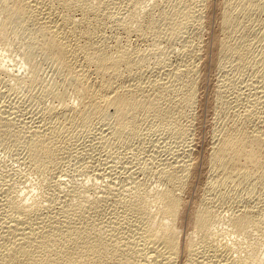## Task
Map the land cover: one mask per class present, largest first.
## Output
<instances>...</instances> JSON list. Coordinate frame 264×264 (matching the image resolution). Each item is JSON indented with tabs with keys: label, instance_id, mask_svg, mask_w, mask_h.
Masks as SVG:
<instances>
[{
	"label": "bare ground",
	"instance_id": "1",
	"mask_svg": "<svg viewBox=\"0 0 264 264\" xmlns=\"http://www.w3.org/2000/svg\"><path fill=\"white\" fill-rule=\"evenodd\" d=\"M123 1L125 4V0H123ZM146 1L147 0H128V1H126L127 5L125 4L126 9L121 6V8H124L125 11L124 12L121 11L122 15H119L117 20L119 21L118 22L119 26L122 27V30L128 36L132 35V34H134L135 36L138 35L139 37L144 36L145 32L152 30L151 28H155V25H156L155 24L156 20L154 17L155 12L154 11L151 12L150 8L152 7L151 9L154 10L155 8L153 9V7L158 6L159 0H154L153 3H151V1L150 2L148 1L149 2L148 4H146L147 3ZM199 1H200V3L197 1L198 3L195 6L196 14H190L191 18L194 17L197 20V24H198V20L199 19L201 20L200 15L202 13L201 11L203 10V8H206L207 10H209L208 9L209 3L207 2V0H199ZM106 2L104 0H0V8H1V12H0V41L4 40L6 38L8 30H12V29L15 30L17 28H25L26 24L28 25V27L30 29V38L28 41L33 46V48L26 49L20 53L19 61H21V65L19 68H22L25 66L27 67V65L31 66V61L33 59L34 50L35 49H37L38 51L40 50L44 56L51 58L55 62V65H56L58 71L56 69H54V70H56L57 72H60L61 75L64 74L65 75L64 78L67 77V80L71 86L70 91H72V93L74 94V99H75V101H74V99L72 98L74 102L73 101H70V102L66 101L65 102L64 98H61L60 101H62L61 102L62 106H60L61 107L60 110L57 108L60 112H57L58 110L55 111V112H57V116H56L57 118L61 117L64 119V123L62 121L60 123V127L59 126L55 127L58 124H55V126H51L50 124H48L50 122H48L47 124L36 122L35 125H33L31 123L32 125L30 126V123L29 122L27 123V120L25 119L26 123L29 124L28 126H30L29 130H31V132H29V135L28 134H27V136L23 135L24 140H26V142H25L27 144L26 148H28L27 149V151H28L27 157H28V162L30 163L31 167L33 166L36 169H40V168H44L45 166L50 165L52 163L58 164L57 160H60L62 158V156H60L58 154V149H57L58 146H56L58 144H56V143H58V141H59L58 138L60 137V135L62 136V134H65V133H63V131L67 127L68 128L66 129V131L68 129L74 128V126L77 123H79L78 124L79 126L81 123H82L81 126H83V124H85V125H87V128H88V126H90L92 124L91 119H93L95 117H96V119L101 117V119L104 118L105 120H106V118L109 117V119H111V121H109V119H108V120H106V122L107 121H109L110 123L112 122V124H108V125H110L109 128L112 130L111 134L113 133V135H115V136L121 135V134L123 135L124 133H125V135H127L126 134L127 131L133 132V130L136 127V119H137L138 115H145V116L151 117L153 119L158 120V122H161V121L166 122V123L170 122L176 128L179 127L181 129V127H182L177 122H175V120H174V122H173V120H171L174 116H172L173 112L169 108H172V107H167V106H166V108L162 107V105H160L158 99L155 98L153 94H152L153 96H151L147 93L145 94L146 91L143 92L141 90L143 87L140 88L142 85V82H140V80H139L140 85H138L139 82H137V81H136L137 83H135L134 78L136 76L134 77V75H135L134 68H135V66H138L137 64H139L140 61L142 62V60H141L142 56L139 54L138 50H134L135 48L132 50L133 47L131 48L128 45L120 46L118 44L119 46L115 47L114 45L116 43H114V42H112V43H114V45L112 44L114 46L113 47L114 49H111V46L109 48L107 46L109 44H107L105 41H103V40H105V38H103V37L98 38L97 37V35H96L97 33L95 32L96 31L95 26L93 25V20L95 17L100 16V14H99L100 8L103 6H106L107 5ZM112 4H114V3H112ZM145 5L150 6V8L147 7L149 9L146 11H145V7H146ZM72 7H74V10H76L77 8H80V13L79 12L77 13V15L79 14L78 15L79 18H77L78 16L75 15L77 19H74L75 16L73 17L74 14L72 15V11H71V13L70 12L67 13V11ZM216 9H218L217 10L218 11L217 17L219 19L218 21L221 23L220 29L222 31V37H219L216 35L220 39L215 38V43H214V50H215L214 57H217V59H216L217 63L219 60H221V61L224 60L222 58H220L218 60L219 56L222 55L221 53H225V52L228 53L227 51H230V52L234 51L235 52V50H237V46H236L237 44L232 45V43H231V45H230V43H229L230 41L229 42H226V41L228 40V38L232 37V34L234 35V33H236L239 30V28L241 27V25L239 26L240 22H239V18H238V15L240 13H246V15L244 17H247V15H248L247 13L251 12V14H253V12H255V11H258L257 13H259V14H263V17L261 19H259V21H258L259 22L258 24L261 25L260 26L261 27V34L260 35L258 34L257 38L261 37L260 39L264 41V0H223L222 3L220 4V6L218 5ZM160 10H161V12H163L162 8H160L159 11ZM58 11H60V13H58ZM76 12H75V14H76ZM152 13H153V15H152ZM101 15H102V13H101ZM209 15H208V17H209ZM241 16H243V15L241 14ZM239 17H240V15H239ZM248 17H250V16H248ZM31 18L35 19V20L33 19V22L37 23L36 25H33L32 24L33 22H30ZM251 19H253V18H251ZM249 20H250V18H249ZM202 22H203V20H202ZM249 23H250V21H249ZM245 26H247V25H245ZM247 27L249 28V26H247ZM254 29H256V28H254ZM257 30H254V31H257ZM257 33H258V31H257ZM12 34H13V32H12ZM260 39H259V41H260ZM259 41H258V43H259ZM104 42L107 45H105ZM242 42H239L238 44L241 45ZM236 43H237V41H236ZM246 44L248 45V42H246ZM188 45H189V43H188ZM258 45L255 44V46H258ZM262 46H263V48H262L263 50L260 51L259 53H261L260 58L264 62V44ZM262 46H260V47H262ZM187 47H190V46H187ZM240 47H242V46H240ZM193 48H194V45H193ZM244 48H245V46H244ZM246 49L247 48L242 50V48H240V50H242V51H244ZM190 50H189V53L191 52ZM197 50H198V47H197ZM248 50L249 49H247L246 51H248ZM255 51H256V49H255ZM234 52H233V54H234ZM134 53H136V56H134L135 55ZM199 53H194L193 54V60L190 61L192 59L191 58L192 53H191V55H190L191 59L190 60H188L189 58L187 59L190 62H188V63L182 62L181 64H179L182 66L184 64L185 65L182 69L179 70L178 73L176 72L178 70L175 71L174 70L175 68L173 69L174 72H176L175 75L172 72L174 77L176 78L174 83H176V81H180L179 83L177 82L179 85L180 83H182L184 81H188V82L190 80L193 81V75H194V73H196L195 71L198 68L196 65V62H197L196 60H199V57H200ZM235 53H237V52H235ZM242 53L245 55L244 52H241L242 56H243ZM217 54H218V56H217ZM233 54H231V55H233ZM248 54L246 56H248ZM188 56H189V54H188ZM238 56H240V55L238 54ZM231 57H233V56H231ZM253 57H255V56L253 55ZM5 59H6V57L2 56V54L0 52V75L5 74L6 76H10L11 80H13V82H15V83L18 82L21 84H29L30 81L31 82H33V80L36 81L35 76H32V77L29 76L28 77L26 75L21 76V74H18V73L15 74L14 72H16V71L19 72L18 69L15 71H13V69H12V72L14 74L11 73L10 70H8L9 66L6 67L7 65H5V63H6ZM237 59H239V58H237ZM257 59H256V61H257ZM10 60H12V59H10ZM239 60L241 62H243V59H239ZM252 60H254V59H252ZM241 62H240V64H241ZM263 62H262V64H263ZM256 63H259V62H256ZM177 64H178V62H177ZM238 64H239V62H238ZM15 65H16V63H15ZM241 65H243V63ZM244 65H245V63H244ZM235 66H238V65H235ZM11 67H13V66H11ZM237 68H239V67H237ZM250 68H251V66H250ZM138 71H139V69H138ZM143 71H141V72H143ZM167 71H170V70H167ZM253 71H255V70H253ZM171 74H169V75H171ZM138 75H139V73H138ZM163 76H161V77H163ZM64 78H62V79H64ZM136 78H141V77H136ZM132 79H133V81H132ZM135 80H137V79H135ZM7 81H9V80H7ZM148 81H150V79ZM152 81L156 82L157 80H152ZM173 81L174 80H172L171 82H173ZM5 83L7 85V83L8 84L10 83V81L5 82ZM3 84L4 83L2 82V85ZM11 84H9V85L14 87V84L13 83H11ZM21 84H19V85H21ZM149 84H150V82H149ZM151 84H154V83L152 82ZM170 84H172V83H170ZM10 86H8L7 89H9ZM175 86H177V85H175ZM150 87H152V86H150V85H149V87L147 86V88H149V89H150ZM155 87H153L152 91L154 90ZM159 87H161V83H159ZM166 87H169V86H166ZM254 87H256V86H254ZM147 88H145V89H147ZM162 88H156V90H159V89L162 90ZM217 88H215V89H217ZM10 89H11V87H10ZM145 89H143V90H145ZM169 89H170V87H169ZM194 89L195 88H189L188 83L184 82V83H182V85L180 87V91L177 90L178 94H179V96L177 95V97H179V98L176 100L174 98V100L180 104V105L179 104L178 105L181 106L182 109L188 110L190 107L193 106V104H195L194 102L196 100L195 99L196 96H195ZM5 90H6V88H5ZM2 91L3 90L0 91V96H2L4 93ZM218 91H219V88H218ZM250 91L252 92V90H250ZM7 92H8V90H7ZM150 92H151V90H150ZM219 92H217V94H219ZM256 92H257V90H256ZM215 93H214V95H215ZM252 93L255 94V92H252ZM12 94L15 95V93H12ZM222 94H223V92H222ZM256 94H258V93H256ZM4 95H9V94L4 93ZM13 95H11V96L13 97ZM14 101H18V100L15 99ZM14 103H12V104H14ZM6 104H7V102H6ZM18 104H16V105L14 104L13 106L16 107ZM173 104H174V102H173ZM236 104L238 105V103H236ZM175 105H177V103ZM1 106H4V104ZM13 106H12V109H13ZM171 106H174V105H171ZM238 107H239V105H238ZM244 107L245 106H243V108ZM247 107H249V106H247ZM4 108H6V107L4 106ZM19 108H20V106H19ZM23 108L25 109V107H23ZM47 109H48V111H49V109L52 110L51 107H49ZM8 110L9 111L7 112L4 109H0V142L4 141L5 138L7 139L9 134H13L12 130L10 129V126L12 124L16 125V122H17V120H15L16 122H14V119H17V118H14V114H16L17 111L14 113V111H10V109H8ZM53 110H55V109H53ZM238 110H240V109H238ZM248 110H249V112H245L243 110L245 113L241 112V115L248 113V117H249L250 107ZM253 110H254V108H253ZM255 110L257 112V110H259V109H255ZM48 111L46 113H49ZM256 112H253V113L255 114ZM52 113H49V115H47V117H50L51 115L52 116L55 115V114L53 115ZM183 114H184V112H183ZM251 114H250V116H251ZM42 115H43V113L41 114V116ZM173 115H174V113H173ZM177 115L179 116V114H177ZM24 116H25V114H24ZM105 116H107V117L105 118ZM239 116H240V114H239ZM179 117H181V116H179ZM251 117L254 119V117H256V116L253 115ZM28 118L30 119V117H28ZM178 118H177V121L180 119V118L179 119ZM29 119H28V121H31ZM242 119H243V117H242ZM258 119H260V118H258ZM258 119H256V120L258 121ZM47 120H49V119H47ZM58 120H59V118H58ZM58 120H56V121H58ZM90 120H91V122H89ZM98 120L100 121V119H98ZM98 120H96V121H98ZM105 120H103V121H105ZM249 120H250V124H251V122H253V121H251V119H249ZM249 120H248V122H249ZM43 121H46V120L44 119ZM52 121H53V119H52ZM240 121L243 122L244 120L243 121L240 120ZM87 122H89V124L90 123L91 124L88 125ZM54 123H55V121H54ZM234 123L236 125V122H233V124ZM261 123H262V121H261ZM103 124H105V123L103 122ZM233 124H231V125H233ZM239 124H240V122H239ZM262 124H264V122ZM108 125H105V126L108 127ZM227 125H228V123H227ZM229 125H228V127H229ZM23 126H25V125L23 124ZM28 126H26L25 129H27ZM99 126H101V124ZM233 126H231L230 128L224 127L225 129L221 133L219 130H221L222 128L221 127H220L221 129L218 128L219 129L218 132L220 135L218 134L219 136H218V138H216L215 145L214 146L212 145V149H211V151H209V154H208L206 160L204 159L205 165L208 166L209 170H211L212 173L214 172L215 178L213 179L214 181L211 179L213 181V182H211V187L214 188V190L216 191V190H218V188L220 190L221 189L220 187L223 188V186L224 187L226 185L228 186L230 183H233V185L236 183L237 186L239 184L243 185V183H245L244 186L246 184L250 185L251 193L249 196H251V194L255 195L254 193H252V189L254 190V188H252L254 183H255L254 181H256V183L261 181L262 175L264 174L263 173V171H264V138H262L264 136H262V137L260 136V134H262L261 131H260L261 133L259 135L258 134L256 135V133L254 134V132L249 133L251 131L250 130L248 132L247 129L249 127L246 126L248 128L245 129L242 126V123H241V126H234V127ZM16 127L21 128L22 125L21 126L17 125ZM170 127H172V126H170ZM251 128L258 130L257 127L255 128V127L251 126ZM75 129H76V126H75ZM85 129H86V127H85ZM168 129H166V130H168ZM171 129H173V128H171ZM18 130H20V129L18 128ZM77 130H79V127ZM101 130H103V129H101ZM173 130L176 131L175 128ZM173 130H172V133H173ZM183 130H184V127H183ZM259 130H263V129H259ZM259 130H258V132H259ZM13 131H15V130H13ZM84 131H86V130H84ZM84 131H81V132H84ZM25 132H27V131H25ZM108 132H110V131H108ZM169 132H171V131H169ZM86 133H88V132L86 131ZM102 133H104V131ZM16 134H18V133L16 132ZM79 134H78V136H80ZM184 134L185 133L183 132V135ZM15 135H12V136H15ZM128 135H130V134L128 133ZM66 136H68V135H66ZM66 136H65V138H66ZM69 136L71 137L74 135L70 134ZM75 136H77V133ZM19 137H21L20 134H19ZM70 137H68V138H70ZM100 137H104V135L103 136L100 135ZM100 137L98 139H101ZM105 137H106V139H110L112 136H110V138H109L106 135ZM11 139H12V137H11ZM102 140H104V139H102ZM62 141L65 142L64 140H62ZM67 141H69V140H67ZM16 142H18V141H16ZM22 142L24 143V141H21V143ZM22 144H21V146H22ZM7 145L10 146V143ZM16 145H18V144H16ZM23 146H24V144H23ZM92 146H94V145H92ZM18 147H17V150H18ZM59 149H61V148H59ZM20 150H21V148H20ZM178 150H179V148H178ZM13 151H14V149H13ZM27 151H25V153ZM170 151H172V150H170ZM175 151H177V150H175ZM181 151H180V153H181ZM183 152H185L184 154L187 153L186 151H183ZM171 153H173V152H171ZM176 153H178V152H176ZM188 153H187V155L190 154V153L189 154ZM184 154H181L183 156V158H181V157L177 158V160H175L173 162L174 164L173 163L169 164L168 170L164 171V173H163L164 175H162L160 172V174H161L160 176H165V178H166L165 181L168 183V185H167L168 187L166 186V188L161 189V190H157L155 192L153 190H151L153 192H151L150 190L149 191L143 190V192L138 191L135 194L136 196H134V195L132 196L133 200L131 202H129L128 207H126L129 210H132L134 212V214L137 215V216L136 215L135 216L138 218V221L137 220L136 221L139 222V225H138L139 227H137V225H136V228H138L139 238L143 241V243L137 239V242L139 241L140 243H142V244L138 243V244H140L141 248H139L140 246L137 245V246H139V247H137V249L134 248L135 244H133V243L130 244V241H131V239L133 240V237L130 239L131 236L128 235L127 237L130 239V241L125 242L122 239V237H120L118 235L120 231H124L125 227H127L129 224H131V223H129V224L125 223L126 220L124 221L122 218L123 217L122 216V214H123L122 210L123 209L125 210V206L123 209L121 208L123 205L120 206L122 214H119L121 216V218L120 217L119 218L122 219L123 221H119L118 219L116 222H114L115 220L114 221H108L112 218L109 216L110 218L107 219L108 223L106 224L105 223L106 220L104 221L105 216H103L102 217V218H104V219H102L104 221V222H102L103 224H99V225L93 224L91 221H93L95 219H91V221L89 222L90 218H89V220L88 219L85 220L84 216L86 214H83L84 210L86 209L85 206L87 205V203L92 204L93 198L91 197L92 198V200H91L90 196L86 197L87 193L84 197L83 194L81 195L79 192L78 196L79 197H80V195H81V197L83 196V200L82 199L77 200L78 202L73 203V204L71 203L73 201V199H72V201L70 200L71 201L70 207L66 204L69 208L66 209L67 206L65 205V203L63 204V202L66 200L64 198H63L64 201L62 203L60 201L59 202L61 203V205L63 204L64 207L66 206L65 209L58 206V204H60V203L57 204V208L60 207V209L61 208L63 209V210L62 209L61 210L63 211L62 216L64 218H61V217L57 218V216H55V214L56 213L58 214V212H56L55 214H53V216L56 218H54L53 216L51 217V218H54V220L52 219V221H49V223H47V221H46L47 224L46 223L43 224V222H41L42 221L41 219H39V220L37 219L38 221L41 220L40 222H38L37 220H34L36 218L35 217L36 214L34 215V217H35L34 219H32L33 216H31V215L34 212H36V210H39V209L42 210L41 206L44 205V207H47V206H45V204H43L45 201L43 202V200H42V204H41L40 200H39L40 202L38 200H29L28 198L23 197V196H16V194L14 197V196H12L13 195L12 193H11L12 195L10 194L11 195L10 198L6 199L5 196L9 195V193L4 196L1 193V192H3V190H1L0 193L4 196L3 199L7 200L6 206L10 212H7L8 210H4V211H6L7 216L5 214L4 215L7 217V219L3 218V220H2L1 219L2 217L0 218V220H2L0 222V264H175L177 258L180 256L181 252H183L182 255H184V257H185V262H182L184 264H204V263L205 264H210V263H214V264H264V253H262V254L259 253V250H260L258 247L259 243L257 244L255 242H251L248 240H247V242H245L246 240L244 241V238L246 237L245 235L248 234L250 236L249 232L252 230H253V232L254 231L256 232V230H257V232H259V235L264 237V219H263L264 217L263 218H260V217L256 218L257 216L254 217L255 215L253 214V211L251 209H250L251 211H248V208H249L248 206H246V207H248L247 210L245 208V210H243V211H240V212L237 211V213H235V214L232 213L233 215L231 214L230 217H228L227 219L224 218L225 222H223V218H221V216L215 215V213L213 212L214 209L212 210L210 208L211 206H209V204H206L207 200H209L210 198L207 199V197L206 198L200 197L198 195V196H196V197H198L197 201L195 199L194 204L187 211V214L184 213L185 201L179 196V194H178L179 192L177 190L183 188L184 185L186 184V179L188 178V173H189V171L193 165L190 163L191 158L190 159L187 158V156ZM58 155L60 156V159L58 158L59 157ZM127 157L128 156H126L125 158H127ZM177 157H179V156H177ZM25 158H24V160H26ZM172 158H173V156H172ZM166 160H168V159H166ZM162 161H165V160L162 159ZM169 161H170L169 163H171V159ZM105 164H106V162H105ZM110 164H111V162H110ZM164 164L165 163L163 162V165ZM107 165H108V163L106 164V166ZM117 167H118V165H117ZM121 169H123V168H121ZM161 169H162V167H161ZM138 170H139V168H138ZM45 171L46 170L44 169L43 172H45ZM48 171H49V169H48ZM161 171L163 172V170H161ZM39 172H40V170H39ZM100 173H102V172L100 171ZM211 178H213V176ZM162 179H163V177H162ZM132 180H133V178H132ZM57 186H58V184L56 185V187ZM101 186H100V188H101ZM103 186H105V185H103ZM111 186H113V185H111ZM59 187H60V185H59ZM138 187H140V186H138ZM211 187H210V189H211ZM239 187H241V186L239 185ZM61 188L62 187H60L61 191L63 189H67V187L66 188L64 187L63 189H61ZM71 190H73V189H71ZM207 190H208V188H207ZM141 191H142V188H141ZM211 191H212V189H211ZM64 192L66 195L70 194L69 196L71 197V193H66V190ZM202 192H204V191H202ZM221 192L223 193V191H221ZM224 192H225V189H224ZM76 193H77V191H76ZM60 194H62V193H60ZM123 194H125V193H123ZM218 194H219V192H218ZM246 194H245V197H246ZM68 195H67V197H68ZM206 195L208 196V194H206ZM215 195L217 198L218 195L216 194V192H215ZM52 196L54 197V195H52ZM56 196L59 198L58 194H56ZM62 196L66 197L64 194H62ZM72 196H73V194H72ZM92 196H94V195L92 194ZM97 196H99V193ZM107 196L105 195V198ZM201 196H202V194H201ZM70 197H68V198H70ZM74 197L75 196H73V198ZM76 197H77V195H76ZM133 197H135V198H133ZM220 197H218V198H220ZM222 197H224V196H222ZM7 198H8V196H7ZM45 198H43V199H45ZM103 198H104V195L102 193V200H103ZM107 198L110 199L109 197H107ZM129 198L130 197H128V199ZM241 198H240V200H241ZM51 199L52 198L50 197V200ZM56 199L57 198H55V200ZM59 199H61V198H59ZM205 200H206V202H205ZM217 200H219V199H217ZM221 200L222 199H220V201ZM48 201H49V198H48ZM66 201H68V200H66ZM94 201H96V200H94ZM119 201H120V203L122 202L120 199H119ZM125 201H123V202H125ZM128 201H130V200H128ZM247 201H248V199H247ZM255 201H254V203H258L257 202L258 200H255ZM52 202H54V200ZM52 202H49V203H52ZM100 202H101V200H100ZM102 202H104V204H105V200ZM238 202H239V200H238ZM252 202H253V200H252ZM0 203H2V202H0ZM54 203H57V202H54ZM97 203H98V201H97ZM117 203H118V201H117ZM53 204H51V205H53ZM93 204H94V202H93ZM104 204L102 203V206ZM107 204H105V205L107 206ZM109 204H111V202ZM250 204H251V202H250ZM2 205H3V203H2ZM54 205H53V207H54ZM114 205H116V204H114ZM89 206L90 205H88L87 209L90 208ZM95 206H93L94 209H95ZM98 206L100 207V205H98ZM244 206L245 205H243V207ZM255 206H256V204H255ZM255 206H254V210L256 209ZM4 207H5V204H4ZM44 207H43V210H44ZM49 207H50V205H49ZM97 207H96V209H97V211H99ZM111 207H110V209H111ZM243 207H242V209H243ZM252 207H253V205H252ZM261 207H263V206H261ZM212 208H214V207H212ZM50 209H51V207H50ZM112 209H114V208L112 207ZM186 209H188V207H186ZM49 210L47 209V211H49ZM259 210L261 211V209H259ZM90 211H88L89 215H90ZM101 211H103V210H100V212ZM114 211H115V209H114ZM2 212H0L1 215H3ZM49 212L54 213V211H49ZM117 212H118V209H117ZM125 212H126V210H125ZM111 213L113 214V212H111ZM118 213H120V212H118ZM81 214L84 215L83 216L84 219H83V217H80ZM95 214H96V212H95ZM185 214H186V222H187V225L189 227V230H187V232L188 231L189 232L187 233V235L185 234L186 231L184 232V236H186V237L182 240L183 241L182 242L181 241V235H180V232L182 231V229L180 230V225H181L180 222L182 221V219H184ZM38 215H40V213ZM45 215L46 214H44V216ZM48 215H49V219H50V215H52V214L49 213ZM60 215L58 214V216H60ZM89 215H87V216H89ZM92 215H94V214H92ZM108 215H110V213H108ZM125 215L127 217V214H125ZM75 216H77V217H75ZM101 216L99 215L98 217L100 218ZM106 216H107V213H106ZM117 216H116V218H117ZM41 217L42 216L40 215L39 218H41ZM79 217L82 219L79 220ZM45 218L47 220L46 216H45ZM94 218L97 219V217H94ZM133 218H135V217H133ZM130 219H132V218H130ZM93 222L96 223V220ZM97 222H99V221H97ZM220 223H223V224L225 223L226 226L230 228L229 230H231V232L235 235V237L237 236L238 238L237 237L236 238L240 241L243 240L246 245H242V241H241V244H239L240 241L235 240L236 238H234V241L232 240L233 239L232 237H230V238H232V239H230L232 241L227 240V237L229 239V236H227V234H226V236H227L226 239L225 240L223 239V241H222V239H220L222 237L219 238V236H218L219 235L218 232H219V230L221 231V229L217 228ZM125 224H127V226ZM130 228H128V229H130ZM182 228H184V227H182ZM128 229H127V231H128ZM117 231H119V232H117ZM131 232H132V230H131ZM134 232L132 234H134ZM120 233L122 234L123 232H120ZM227 233H228V231H227ZM233 234H231V235H233ZM256 234H258V233H256ZM124 235H126V234H124ZM124 235H123V237H124ZM132 236H134V235H132ZM128 238H126V239H128ZM223 238H225V237H223ZM245 239H247V237ZM253 240H255V239H253ZM133 242H134V240H133ZM263 245H264V243H263ZM261 249H264V248L261 247ZM261 252H262V250H261ZM137 255H139L140 257L138 258ZM136 257L138 258V260L139 259L140 260L137 261Z\"/></svg>",
	"mask_w": 264,
	"mask_h": 264
},
{
	"label": "rangeland",
	"instance_id": "2",
	"mask_svg": "<svg viewBox=\"0 0 264 264\" xmlns=\"http://www.w3.org/2000/svg\"><path fill=\"white\" fill-rule=\"evenodd\" d=\"M104 1L105 2L107 1L106 2L107 5L100 8V11H99L100 16L95 17L93 20V25L95 26V30H96L95 32L97 33L96 34L97 37L98 38H100V37L105 38V40H103V39L102 40L105 41L107 44H109V45H107L104 42L105 45H107L109 48L111 46V49H114L113 48L114 46L118 47L119 45L120 46L128 45L131 48L133 47L132 50L134 48H135L134 50H138L139 54L142 56V59H141L142 62L140 61L141 63L139 62V64H137L139 67L135 66L134 77L136 76V77H141V78L135 77L134 78L135 83L139 82V80H140V82H142V85L140 88L143 87L141 90L143 92L146 91L145 94L147 93L151 96L154 95V97L158 99V101H159L160 105H162V107H164V108H166V106L172 107V108H169L174 113V115L172 113V116H174V117L171 120H173V122L175 120V122H177L180 126H182L181 129L179 127L176 128L170 122H167V123L163 122V121L158 122V120L153 119L151 117H148L145 115H138V117L136 119V127L133 130V132L127 131L126 132L127 135H125V133H124L123 135L121 134V135L115 136V135H113V133L111 134L112 130L109 128L110 125H108V124H112V122L111 123L109 122V121H111V119H109V117L106 118L107 116H105L106 120L109 119V121H107V122L104 118L101 119V117H99V118L97 117L98 119H100V121H99L95 117V118L91 119L92 122H91V120L89 121L92 123V124L90 123L91 125L89 124V122H87L88 125H90V126H88V128H87V125H85V124H83V126H81V124H82L81 123L80 124L81 127H80L78 125L79 123H77L75 125L76 129H75V126H74V128H71L69 126L71 129H68L67 130L68 132L66 131V129L68 127L63 131V133H65V134H62V136L60 135V137L58 138L59 141L57 140L58 143H56V144H58L56 146L61 148V149H59L57 147L58 154L60 156H62V158L60 159V156L58 155L59 156L58 158L61 160V161L57 160L58 164L52 163V164L47 165L44 168H40V169H36L33 166L31 167L30 163L28 162V157H27L28 156V151H27L28 148H26L27 144L25 143L26 140H24L23 135H25V136H27V134L29 135V132H31V130H29L30 126L32 124L35 125L36 122L46 123V124L48 122H50L48 124H50L51 126H55V124H58L55 127H57V126L60 127V123L62 121L64 123L63 118L58 117L59 118V120H58V118L56 117L57 112H60L59 111L61 108L60 106H62V103H61L62 101H60V100H61V98H64L65 102L66 101L67 102L73 101L74 94L72 93V91H70L71 86L67 80V77L64 78L65 77L64 74L61 75L60 72H57L58 70H57V67L55 65V62L51 58L44 56L40 50H39L40 52L37 49L34 50L33 59L31 61V66L27 65V67L25 66V67L19 68L21 65V61H19L20 53L26 49L33 48V46L28 41L30 38V29H29L28 25L26 24L25 28H17L15 30L14 29L8 30L6 38L4 40L0 41V52H1L2 56L6 57V59H5V61H6L5 65H7L6 67L9 66L8 70H10L11 73H13L12 69H13V71L18 69L20 73L18 71H16V72H14L15 74L18 73V74H21V76L26 75L28 77L29 76H31V77L35 76L36 81L33 80V82L30 81L29 84H21L18 82H16V83L13 82V80H11L10 76H6L5 74L0 75V79H1L0 80V86L2 85V82L4 83L0 87V89L3 90L2 92H4L5 94L6 93L9 94V95H4V93H3V95L0 96L1 99L3 98L2 100L0 99V106L4 104V106L6 107V108H4V106H1L0 109H4L7 112L9 111L8 109H10V111H14V113L17 111L16 112L17 115L14 114V118H17V119H14V122H16L15 120H17V122L19 123L18 124L16 122V125L12 124L10 126V129L12 130L13 134H9L10 136L8 135V138L7 139L5 138L4 141H2L3 143L0 142V191L3 190V192H1V193L4 196L9 193V195L5 196L6 199H9L12 194H13L12 196L15 197V194H16V196H23V197L28 198L29 200H38V201L40 200L41 204H42V200H43V202L45 201L43 204H45V206H47V207H44V205H43V206H41L42 210L41 209H39L40 211L36 210V212H34L31 215V216H33L32 219H34L36 217L34 220L41 219L42 221L41 220L40 221L43 222V224H45L46 221H47V223H49V221H52V219L54 220V218H56V217H54L53 214H55L56 212H58L59 215L61 214L60 216H58V214L56 213L55 216H57V218H60V217L64 218L62 216V213H63L62 210L65 209V207L67 205L70 207L71 203L73 204V203L78 202L77 200H80V199L83 200V196L85 197V195L87 193L86 197L87 196H90V198L92 197L94 204H93V202H92L93 205L91 203L90 204L87 203L85 208L87 209L88 205H90L89 207L92 210L90 208H88L89 210L85 209L83 214H86V215L84 216L81 214L80 217L84 216L85 220H87V219L89 220V218H90L89 222L91 221V219H95L96 223L93 222L95 220H93L91 222L93 224H97V225L103 224L102 222H104L105 220L107 221V219L110 217H112V218L108 221H114L115 220L114 222H116L117 219L119 221H123V220L125 221L126 220L125 223H127V224L131 223V224H129L128 226H127V224H125L127 227H125L124 231H120V232H123L122 234L119 231H117V232H119L118 235L120 237H122V239L125 242L130 241V239L133 237L134 242L131 239L132 242L130 241V244H132V243L135 244L134 248L137 249V247H139L140 244L143 243V241L139 238L138 228H136V225H137V227H139L138 226L139 222H137L138 218L136 217L137 215L134 214V212L132 210H129L126 207H128L129 202H131L133 200L132 196L133 195L136 196L135 194L138 191L143 192V190H145V191L153 190L155 192L157 190H161V189L166 188V186L168 185V183L165 181L166 178H165V176H160V175L161 174L164 175L163 173H164V171L168 170L169 164H172L175 160H177V158H180V157L183 158V156L181 154H184L185 152H183V151H186L187 153L189 152L190 154L188 153L189 155H187V153H186L184 155H186L187 158H189V159L191 158L190 163L193 165H192V168L190 169V171L188 173V178L186 179V184L184 185L183 188L177 190L179 192L178 193L179 196L185 201L184 213L187 214V211L194 204L195 199L197 201L198 197H196V196L199 195L200 197H205V198L207 197V199L210 198L209 200L206 199L207 202L205 200L206 204H209V206H211L210 208L212 210L214 209L213 212L215 213V215L221 216V218H223V222H225V219L230 217V215L232 213L235 214V213H237V211H239V212L243 211V210H245V208L247 210L248 207H249L248 211H251V210L253 211V214L255 215L254 217L257 216L256 218H259V217L263 218L264 217V211H263L264 210V208H263L264 207V201H263L264 200V182H263L264 181V177H263L264 171L262 173L263 175H262L261 181L256 183V181L253 180L255 183L252 187V188H254V190L252 189V193H254L255 195L251 194V196H249L251 193L250 185L246 184L244 186L245 183H243V185L239 184L241 187H239V185L237 186L236 183L234 185H233V183H230L228 186L227 185L225 187L223 186V188L220 187L221 188L220 190L218 188V190L215 191L214 188L211 187V182H213L214 181L213 179L215 178L214 172L212 173L211 170H209L208 166L205 165V160L209 154V151H211L212 145L213 146L215 145L216 138H218V136L220 135L218 132V130H219L218 128H220V127L222 128V129L220 128L221 130H219L221 133L225 128H230L233 125L234 126H241V123H242V126L245 129H247L249 127L247 129L248 132L251 130L249 133L254 132V134L256 133V135L257 134L259 135L262 132V134H260V136L261 137L264 136V134H263L264 133V131H263L264 130V127H263L264 124H262L264 122V62L260 58L261 53H259L260 51L263 50L262 45L264 44V41L260 39L261 37L257 38L258 34L259 35L261 34V27H260L261 25L258 24L259 23L258 21H259V19H261L263 17V14H259V13H257L258 11H255V12H253V14H251V12L247 13L248 14L247 17H244L246 15V13H240L239 14L240 17L238 15L239 22H240L239 26L241 25V27L239 28V30L236 33H234V35L232 34V37L228 38V40L226 42L230 41L229 42L230 45H231V43H232V45L237 44L236 45L237 50H235V52H237L240 56H238V54L235 53L234 51H231V52L227 51L228 53H226V52L221 53L222 55H220L218 58V60L220 58H222L224 60L223 61L219 60L217 63V60H216L217 57H214V55H215L214 54L215 53L214 43H215V38L220 39L219 37H222V31L220 29L221 23L218 21L219 19L217 17L218 16V13H217L218 9H216V8L218 5L220 6V4L222 3L223 0H207V2L209 3V8H208L209 10H207L206 8H203V10L201 11L202 13L200 12L201 13V15H200L201 20L200 19L198 20V24H197V20L194 17H192V18L190 17V14H196L195 6L198 2L200 3L199 0H159L158 6L153 7V9L155 8L154 10H152L151 9L152 7L150 8L149 5H147V6L145 5L146 6V7L144 6L145 11L150 8L151 12H153V11L155 12L154 17L156 20V23H155L156 29L151 28L152 30H149L150 32L149 31L145 32L144 36H140V37L138 35L135 36L134 34L128 36L122 30V27L119 26V23H118L119 21L117 20L118 16L122 15L121 11H123V12L125 11L124 8L126 9V5H127L126 1H128V0H125L126 5L124 4L123 0H115V1L114 0H104ZM148 1L149 2L151 1V3L154 2V0H147L146 4L149 3ZM112 3H114V4H112ZM121 6L124 8H121ZM147 7H149V8H147ZM160 8L163 9V12H161V10L159 11ZM73 10H74V7L70 8L67 11V13L68 12L71 13V11H72V15L74 14L73 17L75 15L78 16L79 14L77 15V13L78 12L80 13V8H77L76 10H74L75 12L77 11L76 14ZM0 12H1V8H0ZM58 13H60V11H58ZM101 13H102V15H101ZM209 14L210 15L212 14V15L210 16ZM241 14L243 16H241ZM152 15H153V13H152ZM208 15H209V17H208ZM76 16L74 19L79 18V16L77 18H76ZM248 16H250V17H248ZM249 18H250V20H249ZM251 18H253V19H251ZM33 19L34 18H31L30 22H33ZM202 20H203V22H202ZM249 21L251 24L249 23ZM34 23L35 22H33L32 24L33 25L37 24V23H35V24ZM245 25L249 26V28ZM254 28H256V29H254ZM254 30H257L258 33H257V31H254ZM12 32H13V34H12ZM216 35L219 37H217ZM259 39L261 42L259 41ZM236 41H237V43H236ZM258 41H259V43H258ZM112 42L116 43L117 45L116 44L114 45V43H112ZM239 42H242L241 45L238 44ZM246 42H248L249 46L246 44ZM188 43H189V45H188ZM255 44L256 45L259 44L262 47H260L259 45L255 46ZM186 45L190 46V47H187ZM193 45H194L195 49L193 48ZM240 46H242V47H240ZM244 46H245V48L249 49L248 50L249 52L246 51L247 49L242 51L243 49H245ZM197 47H198V50H197ZM239 47L242 48V50H240ZM255 49H256V51H255ZM189 50L191 51L190 53H189ZM240 51L244 52L245 55L242 53L243 54V56H242ZM193 52L194 53L200 52L199 53V56H200L199 60H196L197 61L196 65L198 68L196 67L197 69L195 71L196 73H194V75H193V81L190 80L189 82L188 81H184V82L188 83L189 88H195L194 91H195V96H196L195 99L196 100L194 102L195 104H193L192 107H190L188 110H184L181 108V106H179L180 104L175 101L176 99L179 98V97H177V95L179 96L177 90L180 91V87H181L182 83H184V82L180 83L179 85H178V83L180 81H176V83H174L176 80L174 75L176 72L178 73L179 70L182 69L185 65L184 64L182 66L179 64H181L182 62L188 63V62L193 60V54H194ZM233 52H234V54H233ZM191 53H192V55H191ZM134 54H135L134 56H136V53H134ZM188 54H189V56H188ZM229 54L230 55L233 54V55H231L233 57H231ZM247 54H248V56H246ZM252 54L255 57H253ZM190 55H191L192 59L190 58ZM217 56H218V54H217ZM237 58L243 59V62H241ZM255 58L256 59L258 58L257 61ZM10 59H12V60H10ZM187 59L188 60L191 59V60L188 61ZM252 59H254V60H252ZM255 61L259 62V63H256ZM177 62H178V64H177ZM238 62H239V64H238ZM240 62H241V64L243 63V65H241ZM262 62H263V64H262ZM15 63H16V65H15ZM244 63H245V65H244ZM235 65H238V66H235ZM11 66H13V67H11ZM250 66H251V68H250ZM237 67H239V68H237ZM54 69H56L57 71ZM138 69H139V71H138ZM173 69L175 71L176 70H178V71L174 72ZM252 69L255 71H253ZM167 70H170L171 72L167 71ZM141 71H143V72H141ZM172 72L174 73V75ZM138 73H139V75H138ZM169 74H171V75H169ZM161 76H163V77H161ZM62 78H64L68 83ZM135 79H137V80H135ZM149 79H150V81H148ZM151 79L157 80V81L159 80V81L155 82V81H152ZM161 79L162 80L164 79V80L162 81ZM7 80L10 81L9 84L13 83L14 87L15 86L16 87L14 88L13 86H10L8 83L6 85L5 82H9ZM172 80H174V81L171 82ZM132 81H133V79H132ZM140 82L138 83V85H140ZM149 82H150V84H149ZM152 82L154 84H151ZM159 83H161V87H159ZM170 83H172V84H170ZM19 84H21V85H19ZM145 84L148 87H149V85L152 87H150V89H149V88H147V86ZM175 85H177V86H175ZM8 86L11 87V89L9 87V89L11 91L9 89H7ZM166 86H169L170 89H169V87H166ZM254 86H256V87H254ZM153 87H155V88L152 91ZM217 87L219 88L220 92L218 91ZM5 88H6V90H5ZM145 88H147V89H145ZM156 88H162V90L161 89L156 90ZM215 88H217V89H215ZM143 89H145V90H143ZM7 90H8V92H7ZM150 90H151V92H150ZM250 90H252V92H255V94L252 93ZM256 90H257V92H256ZM217 92H219V94H217ZM222 92H223V94H222ZM12 93H15V95H13ZM214 93L216 96L214 95ZM256 93H258V94H256ZM11 95H13V97ZM174 98H175V100H174ZM15 99H17L19 102L14 101ZM74 101H75V99H74ZM6 102H7V104H6ZM173 102H174V104H173ZM175 102L177 103V105H175L176 104ZM235 102L238 103L239 107ZM12 103H14L15 105L19 103L20 105L18 104L17 105L18 107L17 106L15 107V106H13L14 104H12ZM171 105H174V106H171ZM12 106H13V109H12ZM19 106L21 109L23 107H25V109L23 108L21 110L19 108ZM243 106H245V107L243 108ZM247 106L250 107V113H249L250 118L248 117V113H246L247 115L246 114H242L243 116L241 115V112H243V113L249 112V110H248L249 107H247ZM49 107H51L52 110L49 109V111H48L47 108H49ZM236 107L240 110H238ZM253 108H254V110H253ZM53 109H55V110H53ZM255 109H259V110H257V112H256ZM47 111L49 113H52L54 111L52 114L53 115L55 114V115L52 116L50 114L51 116L47 117V115H49V113H46ZM55 111H57V112H55ZM182 111L184 112V114ZM253 112H256V113L254 114ZM40 113L41 114L43 113V115L41 116ZM238 113L240 114V116ZM24 114H25V116H24ZM177 114H179V116H181V117H179ZM250 114H251V116L254 115L257 118L254 117V119H253L250 116ZM241 116L243 117V119ZM28 117H30V119ZM43 118L46 121H43L44 120ZM177 118L179 119L178 121H177ZM258 118H260V119H258ZM25 119L27 120V123L28 122L30 123V126H28L29 124L26 123ZM28 119L31 121H28ZM33 119L34 120L36 119V120L34 121ZM47 119H49V120H47ZM52 119H53V121H52ZM249 119H251V121H253V122H251V124H250ZM256 119H258L259 122ZM56 120H58V121H56ZM96 120H98V121H96ZM103 120H105V121H103ZM240 120H242V121L244 120V121L241 122ZM248 120H249V122H248ZM54 121H55V123H54ZM102 121L105 124H103ZM261 121H262V123H261ZM233 122H236V125H235V123L233 124ZM239 122H240V124H239ZM22 123L25 126H23ZM227 123H228V125L230 124L229 127H228ZM100 124H101V126H99ZM231 124H233V125H231ZM17 125H20V126L22 125V127L24 129L22 127L21 128L16 127ZM105 125H108V127H106ZM26 126H28L29 128L27 127V129H25ZM170 126H172V127H170ZM246 126H248V127H246ZM251 126H253L255 128L257 127L258 130L259 129H263V130H259V132H258V130L251 128ZM78 127H79V130H77ZM85 127H86V129H85ZM183 127H184V130H183ZM18 128L20 130H18ZM171 128H173V129L175 128L176 131L171 129ZM101 129H103V130H101ZM166 129H168V130H166ZM13 130H15V131H13ZM84 130H86L88 133H86V131H84ZM172 130H173V133H172ZM25 131H27L28 133ZM81 131H84V132H81ZM103 131H104V133H102ZM108 131H110V132H108ZM169 131H171V132H169ZM16 132L18 134H16ZM22 132L23 133L25 132V133L23 134ZM75 132L77 133V136H75L76 135ZM183 132L185 133L184 135H183ZM128 133L130 135H128ZM19 134L21 137H19ZM70 134L74 135L75 137L74 136L70 137L69 136ZM78 134L80 136H78ZM12 135H15V136H12ZM66 135H68V136H66ZM100 135L101 136L104 135V137H100ZM106 135L109 138H110V136H112V137L110 139H106V137H105ZM65 136H66V138H65ZM11 137H12V139H11ZM68 137H70V138H68ZM99 137L101 139H98ZM60 138L62 140H64L65 142H63ZM262 138H264V137H262ZM66 139L69 141H67ZM102 139H104L106 142ZM16 141H18V142H16ZM21 141H24V143L23 142L22 143L24 144L25 147L23 146ZM94 141L95 142L97 141V142L95 143ZM9 143H10V146L7 145ZM15 143L18 145H16ZM21 144H22V146H21ZM92 145H94V146H92ZM18 146L21 148V150ZM17 147H18V150H17ZM178 148H179V150H178ZM13 149H14V151H13ZM24 150L27 152L25 153ZM170 150H172V151H170ZM175 150H177V151H175ZM180 151H181V153H180ZM171 152H173V153H171ZM176 152H178V153H176ZM126 156H128L127 157L128 159L125 158ZM172 156H173V158H172ZM177 156H179V157H177ZM23 157L27 161L24 160ZM162 159L165 160L166 162L162 161ZM166 159H168V160H166ZM170 159H171V163H169ZM105 162H106V164L108 163L107 166H106ZM110 162H111V164H110ZM163 162L166 164V165L164 164L165 166L163 165ZM117 165H118V167H117ZM161 167H162V169H161ZM121 168H123V169H121ZM138 168H139V170H138ZM44 169L46 170L45 172H43ZM48 169H49V171H48ZM39 170H40V172H39ZM161 170H163V172ZM100 171L102 173H100ZM160 172H161V174H160ZM211 175L213 176V178H211L212 177ZM112 177L113 178L115 177V178L113 179ZM162 177H163V179H162ZM132 178H133V180H132ZM57 184H58V186L56 187ZM59 185H60V187H62L61 189H63L64 187L65 188L67 187V189H63V190L64 191L66 190V193H71V197L69 196L70 194L69 195L67 194L68 197H70V198L67 197V195L65 194V192L63 190L62 191L60 190ZM103 185H105V186H103ZM111 185H113V186H111ZM100 186H101V188H100ZM138 186H140L142 188V191H141V188ZM206 187L208 188V190ZM210 187H211L212 191H211ZM71 189H73V190H71ZM224 189H225V192H224ZM76 191H77V193H76ZM153 191H151V192H153ZM202 191H204V192H202ZM221 191H223V193ZM79 192L81 195L83 194L82 197H81V195H80V197L78 196ZM215 192L218 195L217 198H216ZM218 192H219V194L220 193L221 194L219 195ZM1 193H0V196H1L0 202H2L3 205H2V203H0V206H1L0 212L3 211L2 212L3 215H1V213H0V215H1L0 218L2 217L1 219L3 220V218L7 219L6 211H4V210H8L7 212H10V211H9V209H7V206H6L7 200L3 199L4 196ZM60 193L64 194L66 197L62 196V194H60ZM98 193H99V196L101 198L99 196H97ZM102 193L104 195L103 200H102ZM123 193H125V194H123ZM56 194H58L59 198H61V199H59L56 196ZM72 194H73V196H75L74 198H73ZM92 194L94 196H92ZM201 194H202V196H201ZM206 194H208L209 197ZM245 194H246V197H245ZM52 195H54V197ZM76 195H77V197H76ZM105 195L106 196L108 195L107 197H109L110 199H108L107 197L105 198ZM7 196H8V198H7ZM222 196H224L225 198ZM50 197L52 199L54 198L53 199L54 202H57V203L52 202L53 200L52 199L50 200ZM96 197L97 198L99 197L100 199L99 198L97 199ZM128 197H130V198L128 199ZM218 197H220V198H218ZM43 198H45L46 200ZM48 198H49V201H48ZM55 198H57V199L55 200ZM63 198L68 200V201L65 200L67 203L64 201ZM92 198H91V200H92ZM114 198L115 199L117 198V199L115 200ZM133 198H135V197H133ZM240 198H241V200H240ZM72 199L74 202L72 201ZM119 199L122 202L127 199L125 202H123L125 205L122 202H121L122 203L121 204ZM217 199H219V200H217ZM220 199H222V200L220 201ZM247 199L249 202L247 201ZM94 200H96V201H94ZM100 200H101V202H100ZM104 200H105V204L108 203L107 204L108 207L109 206L111 207L113 205L112 207L115 209L116 212L114 211V209H112V207H111V209H110V207L108 208L104 204V202H102ZM128 200H130V201H128ZM238 200H239V202H238ZM252 200H253V202H252ZM255 200H258L257 202L259 204L254 203ZM59 201L61 203L64 201L63 204L65 203V205L66 204L67 205L64 207L63 204L61 205V203ZM97 201H98V203H97ZM117 201H118V203H117ZM49 202H52V203H49ZM110 202H111V204H109ZM250 202H251V204H250ZM58 203H60V204H58ZM102 203L104 204L103 206H102ZM4 204H5V207H4ZM48 204L50 205L51 209H50ZM51 204H53L54 207ZM57 204H58V206L62 207L63 209L61 208L62 209L61 210L60 207L57 208ZM114 204H116V205H114ZM255 204L258 208L255 206ZM98 205H100V207ZM243 205H245V206L243 207ZM252 205H253V207H252ZM68 206L66 207V209L69 208ZM93 206H95V209ZM120 206H122L121 207L122 209L125 206L126 212L123 209L122 210L123 214H122ZM246 206H248V207H246ZM254 206L256 208L255 210H254ZM261 206H263V207H261ZM43 207H44V210H43ZM96 207L98 208L99 211H97ZM186 207H188V209H186ZM212 207H214V208H212ZM242 207H243V209H242ZM47 209L48 210L50 209L49 211H54V213L47 211ZM117 209H118V212H120V213L117 212ZM259 209H261V211ZM100 210H103V211L100 212ZM88 211H90L91 216L89 215ZM95 212H96V214H95ZM111 212H113L114 215ZM37 213L38 214L40 213V215L42 217L39 218L40 215H38ZM49 213L52 214V215H50V219H49V215H48ZM106 213H107V216H106ZM108 213H110V215H108ZM44 214H46L45 216L47 217V220H46ZM92 214H94V215H92ZM119 214H122L123 220L120 219L121 216ZM125 214H127V217ZM186 214L184 216L185 220L182 219V221H181L182 223L180 222V224H181L180 230L182 229V231L180 232L181 241L186 237V236H184V232L186 231V233H185L186 235L189 232V231L187 232V230H189V227H188L187 222H186ZM34 215H35V217H34ZM87 215H89L90 217ZM99 215L100 216L102 215V216L99 218L98 217ZM52 216L54 218H51ZM103 216H105L104 217L105 219L102 218ZM116 216H117V218H116ZM75 217H77V216H75ZM80 217H79V220L82 219ZM84 217H83V219H84ZM94 217H97V219ZM133 217H135V218H133ZM128 218L129 219L132 218V219L129 220ZM102 219H104V221ZM2 220H0V222ZM40 221H38V222H40ZM97 221H99V222H97ZM106 221H105V223L107 224L108 221L107 222ZM181 226L184 228H182ZM128 228H130V229H128ZM217 228L221 229V231L219 230V232H218L219 233L218 236H219V238L222 237V238H220V239H222V241H223V239L225 240L227 236H229V239L227 237V240H230L233 238L232 239L233 241H234V238L237 237V236L235 237V235L231 232V230H229L230 228L227 227L225 223L224 224L220 223ZM127 229H128V231L130 230L129 231L130 233L127 231ZM131 230H132V232H131ZM226 230L228 231V233ZM133 232H134V234H132ZM252 232H253V230L249 232L250 236L247 234L249 237L247 235H245L247 237V239H245L246 238L245 237L244 241L246 240L245 242H247V240H248L251 242H255L257 244L259 243V246L256 244L260 249L259 253H261V254L264 253V249H261V247L264 248L263 247L264 246L263 245L264 237L259 235V232H257V230H256V232L255 231L253 233ZM256 233H258V234H256ZM124 234H126V235H124ZM131 234L134 236H132ZM226 234H227V236H226ZM231 234H233V235H231ZM123 235H124V237H123ZM128 235L131 236L130 239L127 237ZM125 237L128 239H126ZM223 237H225V238H223ZM230 237H232V238H230ZM237 238L235 240H238ZM137 239L140 240V242H142V243H140L139 241L137 242ZM253 239H255V240H253ZM232 240H230V241H232ZM238 241H240V240H238ZM241 241H242V245H246L243 240H241ZM241 241L239 242V244H241ZM138 243H140V244H138ZM137 245H139V246H137ZM139 248H141V246ZM261 250H262V252H261ZM182 254H183V252H181V254L177 258L175 264H184L182 262H185V257ZM137 257L139 258L140 256L137 255ZM137 257H136V259H137V261H139L140 259L138 260ZM210 264H214V263H210Z\"/></svg>",
	"mask_w": 264,
	"mask_h": 264
}]
</instances>
